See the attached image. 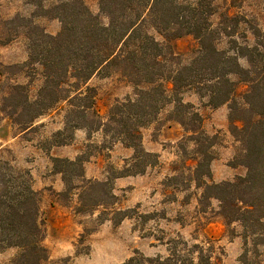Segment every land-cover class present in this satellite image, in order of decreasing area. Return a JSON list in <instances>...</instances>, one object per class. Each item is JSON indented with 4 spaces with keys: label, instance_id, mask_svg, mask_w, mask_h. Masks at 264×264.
<instances>
[{
    "label": "trees",
    "instance_id": "16d2710c",
    "mask_svg": "<svg viewBox=\"0 0 264 264\" xmlns=\"http://www.w3.org/2000/svg\"><path fill=\"white\" fill-rule=\"evenodd\" d=\"M213 1L97 0L99 13L93 15L83 0H58L38 15H51L59 21L60 29L55 35L46 33L31 19L16 17L12 23L20 22L17 27L27 31L30 59L40 67L42 85L33 101L26 95L15 100L13 113L19 111V117L33 111L27 120L16 122L26 130L65 103L61 108L65 113L63 131L100 132L104 142L109 139L133 150L134 170L115 174V180L141 175L147 166L156 163V155L142 148L141 130L166 105L173 104L174 121L186 132L189 123L197 124L199 129L202 121L194 106L183 102L186 92L206 98L212 109L227 105L230 132L242 146L239 161L233 166L245 168L246 173L232 181L212 182L208 168L212 158L200 148L202 158L193 170L196 187L201 189L199 202L215 201L216 214L226 226L239 224L243 238L255 237L257 244H264V32L254 30L258 42L252 47L227 34L230 47L219 49L218 33L210 20L215 13ZM231 21L237 22L233 18ZM183 36L197 42L187 61L173 46ZM241 60L246 62L245 67ZM111 75L130 84L134 92L132 97L114 101L101 116L95 107L96 90L88 82L96 76ZM240 85L246 88L237 94ZM17 90L25 88L14 86L13 91ZM54 135L60 137L63 133ZM65 145L64 139L53 142L55 147ZM105 149L108 150L106 146ZM52 162L58 173L81 178L78 168L82 172L87 159L54 158ZM31 183L27 171L15 172L0 157V244L19 250L10 264H44L48 258L39 220L41 199ZM96 188L103 190L104 197H112L108 181H86L81 190L90 193ZM71 189L66 186V191ZM168 252L166 257H132L124 264H211L207 250L199 245L178 242Z\"/></svg>",
    "mask_w": 264,
    "mask_h": 264
},
{
    "label": "rangeland",
    "instance_id": "374dc122",
    "mask_svg": "<svg viewBox=\"0 0 264 264\" xmlns=\"http://www.w3.org/2000/svg\"><path fill=\"white\" fill-rule=\"evenodd\" d=\"M57 1L0 0V157L15 172L27 171L32 189L40 195L42 243L48 253L44 264H124L132 257H166L178 242L202 246L211 257V264H264V244H257L255 237L243 238L239 224L226 226L216 214L215 201L199 202L201 189L196 187L193 170L202 158L200 148L206 149L212 158L208 167L212 182L232 181L246 173L245 168L233 166L239 161L242 146L230 132L227 105L212 109L206 98L192 91L183 94V102L192 104L202 118L199 129L197 124L189 123L185 127L187 132L174 121L173 104L166 105L141 130V145L164 136L166 141L160 145L165 157L159 159L142 145L145 152L156 155V163L147 166L143 174L123 177L121 182L113 176L126 169L134 170L133 150L126 157L122 144L111 143L109 139L104 142L100 132L63 131L65 113L61 108L65 103L38 118L26 130L17 125V120H27L33 111L18 117L19 111L14 115L12 104L25 95L33 101L42 78L39 65L30 59L32 51L26 29L17 27L20 22L12 21L16 17L31 19L46 33L55 35L60 29L59 21L51 15H38ZM83 1L93 15L99 13L97 0ZM213 5L215 13L210 20L218 33L219 49L230 47L227 34L249 47L258 42L253 33L264 32V0H214ZM173 46L182 60L187 61L193 56L197 42L191 36H183ZM240 64L246 66L244 60ZM88 85L96 90L95 107L101 116L114 101L132 97L134 92L117 75L96 76ZM14 86H23L25 90L13 91ZM245 88L238 86L237 94ZM12 94L14 99L10 98ZM169 124L173 127L171 131L166 129ZM58 131L63 135L55 137ZM16 136L19 137L14 139ZM202 136L208 139L203 140ZM60 139L66 140L67 145L52 152L53 142ZM64 154L66 157H61ZM76 157L87 159L82 172L78 168L81 178L58 173L52 162L54 158L73 161ZM86 181H108L113 188L112 197H104L101 188L84 192L81 188ZM66 186L72 189L66 191ZM102 201L106 205H98ZM177 247L179 251L182 249L180 245ZM18 253L17 248L0 244V264H10Z\"/></svg>",
    "mask_w": 264,
    "mask_h": 264
},
{
    "label": "crops",
    "instance_id": "0c3cea01",
    "mask_svg": "<svg viewBox=\"0 0 264 264\" xmlns=\"http://www.w3.org/2000/svg\"><path fill=\"white\" fill-rule=\"evenodd\" d=\"M169 129V131H171V128H173L172 126H171V124H169L168 126H166V129ZM167 135V137H169V134L167 133L166 134ZM173 135V134H172ZM17 137H19V136H16L14 139H17ZM173 137V136H172ZM163 138V140H161ZM170 140V139H169ZM162 141H166V139H164V136H158V140H155V141H150L148 144H145L144 142L142 143V145H143V147H144V149L147 151V152H151V153H155V154H157L158 155V157H159V159H162V158H164L165 157V155H166V153H165V151H164V149L161 147L162 145H160V143L162 142ZM171 141V140H170ZM61 149H63V147H53L52 148V152L53 151H57V150H61ZM122 150L124 151V154H125V156L126 157H130V155H131V149H128V148H124V147H122ZM61 157H66V155L64 154V155H62ZM124 179L125 178H118V179H116V181L117 182H121V181H124ZM57 189H58V191H60L61 190V188H59V187H57ZM65 225V223H63V224H61V227H63Z\"/></svg>",
    "mask_w": 264,
    "mask_h": 264
}]
</instances>
